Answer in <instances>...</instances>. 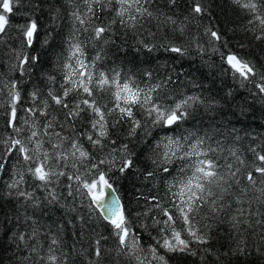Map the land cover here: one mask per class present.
<instances>
[{
    "label": "snow or ice",
    "instance_id": "6c2138e0",
    "mask_svg": "<svg viewBox=\"0 0 264 264\" xmlns=\"http://www.w3.org/2000/svg\"><path fill=\"white\" fill-rule=\"evenodd\" d=\"M22 2L0 0V45L8 49L11 71L20 75V79L6 81L0 75V96L7 97L6 125L13 133L0 139L4 147L0 175L8 171L15 156L22 167L12 165L6 187L8 195L21 199L26 209L14 217L9 229L14 264H103L105 260L109 264L121 260L170 264L169 254L197 256L198 252L201 264H208V257L213 258L212 264L246 261L253 254L264 257V133L253 135L231 120L219 126L185 128L194 123L201 108L207 114L222 106L215 97L170 87L177 84L174 69L160 76L151 68L129 73L98 67L105 59L104 46L115 45L113 37H123L127 43L131 36L137 51L163 48L181 58L190 49L200 55L210 49L219 55L225 74L230 73L242 88L251 85L250 94L264 100V71L233 51L225 34L214 26L203 29L208 48L199 34L188 36L186 44H176L167 35L160 37L165 43L148 42L165 28L184 37L189 24L210 15L205 0H188V15L181 21L156 7V0H67L72 33L65 39L68 55L56 58L55 67L62 73L59 87L56 76L41 73L46 86L33 85L26 108H22L26 101L20 85L25 77L35 75L41 65L36 45L51 47L55 27L45 31L35 15L44 11L39 0L24 14V23L13 25L10 16ZM232 2L247 17L244 31L264 41V0ZM168 3L174 6L176 0ZM49 11L55 26L62 18L60 11L54 7ZM81 33L87 34L83 40ZM89 43L101 45L90 59L86 55ZM116 51L127 54L118 45ZM105 94L109 102L104 101ZM232 95L229 89L226 96ZM247 113L248 108L240 105L236 123ZM84 115L88 119L78 128ZM125 125L124 138L135 141L131 148L129 143H118L122 134L117 130ZM142 157L150 162L151 170L140 169ZM130 173H140L146 181L159 177L165 187L163 196L140 193L136 197L145 201V211L138 216L147 219L155 213L151 219L156 235L149 233L152 242L146 246L118 195V180ZM28 177L32 190L25 187ZM36 189H42L43 196H37ZM53 206L62 211L61 221L46 223L37 218ZM27 208L33 209L32 215ZM97 218L110 229L115 241L112 248L103 246L108 237L96 232ZM148 227L141 224L144 230ZM214 243L220 247L210 246Z\"/></svg>",
    "mask_w": 264,
    "mask_h": 264
},
{
    "label": "trees",
    "instance_id": "16d2710c",
    "mask_svg": "<svg viewBox=\"0 0 264 264\" xmlns=\"http://www.w3.org/2000/svg\"><path fill=\"white\" fill-rule=\"evenodd\" d=\"M36 0H23L22 4L14 9L15 15L10 16L11 23L13 25H19L25 22V13L32 11L31 5ZM41 7L44 9L43 13L37 11V15L45 31L52 30L55 27L53 33L55 39L51 42V47L41 49L39 45H36V51H39L41 55V65L35 69V75L31 78L25 77L21 83V91L24 96L25 103L22 108L29 106L31 101L28 100V93L33 89V85L38 84L41 88H45L46 81L43 80L41 73H48L56 76L57 84L59 87L62 73L55 67L57 64V57H66L68 55L67 45L65 39L68 38L72 33L71 21L67 18V13L71 9L67 6V0H39ZM209 6L210 15H205L202 19L196 20L189 24L187 33L184 37H181L180 33L172 32L170 28L162 29L157 33V38L152 40L149 38L150 43L161 44L165 43L160 39L161 36L167 35L176 44H186L188 36H195L199 34L200 42L208 48L206 38L203 36V29L205 26L212 25L216 29L222 31L229 42V47L233 51H239V54L246 59L251 60L260 71H264V41H256L252 39L250 32L244 31V25L247 23V17L243 11L238 8L232 0H205ZM155 6L160 8L162 11L167 12L169 15H173L178 21L184 19L188 15L189 3L188 0H176V4L170 5L168 0H156ZM50 7L58 9L61 14V19L57 21L56 25L53 26L50 16L53 14L49 11ZM153 32H156L154 26L151 27ZM58 33V34H57ZM10 34L14 37L16 35L15 29L10 30ZM87 34H80V39H85ZM115 45L104 46L106 53L105 59L98 64L103 66L105 70L109 68H118L123 72L139 73L144 69L151 68L158 75L163 76L166 72H170L173 69L178 75H174L173 79L177 80V84L170 85V87L176 88L178 91L183 90L187 94H200L204 96H212L220 101L221 108L214 110L213 113H205L204 109L201 108L194 116V123L185 124L184 127L192 129L195 126L207 128L209 124L213 126H219L221 121L231 120L237 128H244L255 135L257 133H264V100L259 96H253L250 94L249 89L251 85L246 87H240L239 81L233 80L230 73L225 74L219 55L211 52L209 49L203 55L197 54L195 49H190L187 56L181 58L176 54L169 53L163 50V48H157L152 52H148L145 49L137 51L135 39L131 36L128 37L127 43H123V37L116 38ZM12 47H17V43L9 41ZM244 45L240 48V45ZM116 45L127 50L125 55L123 52L116 51ZM100 44L89 43L86 48V55L90 59L94 57L97 51L100 49ZM10 54L5 46L0 45V75L6 81L11 78L20 79L19 73L12 72L10 67ZM200 85L194 87L193 85ZM229 89L233 90L231 97L226 96ZM254 92L255 90L252 89ZM99 98V97H98ZM6 95L0 96V139L6 138L11 133V129L6 125ZM71 100L72 97H69ZM104 101L109 102L110 97L104 95ZM244 105L248 108L247 115L243 118L241 123H236L237 114L239 113V106ZM111 106V105H109ZM21 119L24 118V112L20 111ZM215 119H212V116ZM137 118H141L139 115ZM88 119L87 115L83 116L80 123L77 124L78 128H83ZM25 128L27 126H24ZM125 125L123 128H119L117 131L121 133V139L118 143H129L130 148L134 145L135 141L129 142L125 139L126 135ZM27 134V133H25ZM243 135V132L241 133ZM115 138V137H114ZM250 143L251 141H246ZM87 146V144H86ZM48 147V145H45ZM4 154V147L0 145V156ZM139 167L142 171L151 170L150 162L141 158L138 161ZM12 165H17L16 157H12L8 166V171L0 175V264H14L11 257L13 256V248L8 239L10 235L9 229L13 228L14 217L23 214L26 209L24 202L21 199H17L14 195H8V189L6 187L7 182L10 180V172ZM119 175V174H117ZM64 183L67 180L61 178ZM28 183L25 187L28 190H32L33 181L30 177L27 178ZM119 188L118 195L121 196L130 210L129 219L132 222V227L135 231L140 232L142 241L145 246L151 243L149 233L153 236L156 235V230L152 227L151 214L147 219L143 216H138L137 213H143L145 211V201L143 199L138 200L136 197L142 193L143 195H164L165 187L161 178L156 180L146 181L144 176L140 173H130L127 179H120L117 182ZM63 191V189H58ZM139 190V192L137 191ZM42 189H36L37 196H43ZM37 213L40 209L35 210ZM27 213L32 215L33 209L27 208ZM42 219L46 223H52L53 221L62 220V211L58 206H53L45 210L43 217H37ZM141 224L149 225L147 230L141 228ZM96 232L108 237L103 242V246L106 248H112L114 246V239L110 235V229L107 224L101 219L97 218L95 224ZM73 231L69 227L68 232ZM223 231V230H222ZM68 242L72 243V237L69 235ZM213 247H220L219 243L210 245ZM87 247V242H85ZM196 247V245H193ZM221 250H223L221 248ZM170 264H201L199 259V252L197 256L192 255H180V254H169ZM213 258L208 257V264H212ZM79 264V261L77 262ZM103 264H109L108 260H105ZM120 264H126L125 261L121 260ZM232 264H264V257H258L255 254L247 257L246 261H237L233 259Z\"/></svg>",
    "mask_w": 264,
    "mask_h": 264
}]
</instances>
